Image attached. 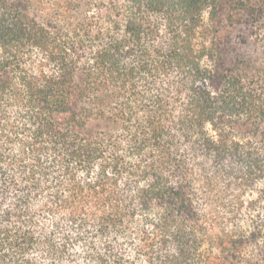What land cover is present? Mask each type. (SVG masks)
I'll list each match as a JSON object with an SVG mask.
<instances>
[{
	"label": "trees",
	"instance_id": "1",
	"mask_svg": "<svg viewBox=\"0 0 264 264\" xmlns=\"http://www.w3.org/2000/svg\"><path fill=\"white\" fill-rule=\"evenodd\" d=\"M0 264H264V0H0Z\"/></svg>",
	"mask_w": 264,
	"mask_h": 264
}]
</instances>
